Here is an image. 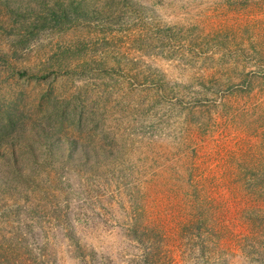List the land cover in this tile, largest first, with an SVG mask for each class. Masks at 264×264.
Returning a JSON list of instances; mask_svg holds the SVG:
<instances>
[{
	"label": "rangeland",
	"instance_id": "rangeland-1",
	"mask_svg": "<svg viewBox=\"0 0 264 264\" xmlns=\"http://www.w3.org/2000/svg\"><path fill=\"white\" fill-rule=\"evenodd\" d=\"M0 264H264V0H0Z\"/></svg>",
	"mask_w": 264,
	"mask_h": 264
}]
</instances>
